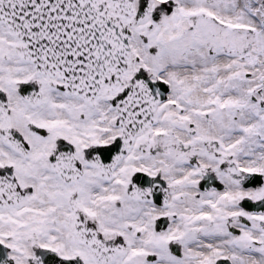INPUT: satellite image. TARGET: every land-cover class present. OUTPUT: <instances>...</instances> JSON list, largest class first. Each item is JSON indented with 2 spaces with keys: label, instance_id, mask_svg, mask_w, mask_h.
I'll return each instance as SVG.
<instances>
[{
  "label": "snow or ice",
  "instance_id": "6c2138e0",
  "mask_svg": "<svg viewBox=\"0 0 264 264\" xmlns=\"http://www.w3.org/2000/svg\"><path fill=\"white\" fill-rule=\"evenodd\" d=\"M0 264H264V0H0Z\"/></svg>",
  "mask_w": 264,
  "mask_h": 264
}]
</instances>
